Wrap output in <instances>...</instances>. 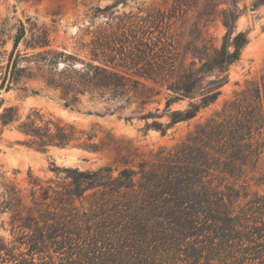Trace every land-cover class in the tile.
I'll use <instances>...</instances> for the list:
<instances>
[{"label":"trees","instance_id":"obj_1","mask_svg":"<svg viewBox=\"0 0 264 264\" xmlns=\"http://www.w3.org/2000/svg\"><path fill=\"white\" fill-rule=\"evenodd\" d=\"M237 1L231 0L233 5ZM216 5V0H172L169 11L151 10L143 16L115 15L110 12L114 6L96 9L91 25L100 16L106 20L95 26L89 43L82 45L88 52L87 61L50 51L30 56L17 51L10 83L34 77L19 67L20 60L31 58L35 63L50 64L63 57L67 61L65 67L56 69V76L45 79V83L60 90L66 107L73 106L85 94L109 100H128L132 94L146 104L159 94L152 86H164L168 92L165 110L174 102L197 99L185 110L171 112L167 124H146L147 130L164 135L169 127L194 118L217 99L227 82L229 67L239 61L248 44L247 32L232 36L238 15L230 9L217 13ZM255 5L264 6V0H255ZM192 11H197L189 34L193 40L182 47L180 56V41L170 32V22L179 14L184 17ZM216 14L226 28L221 47H208V41L198 46L199 23L212 20ZM23 36L21 27L13 41L7 73ZM24 46L32 50L48 47L46 31L32 34ZM187 55L191 61L184 66ZM76 61L82 67H74ZM252 102L256 104L253 106ZM160 116L155 112L143 118ZM30 117L20 121L17 110L7 107L0 113V125L3 128L18 123L16 129L41 151L50 146L81 143L83 136V145L97 149L88 144L91 135L73 126L51 120L39 126L36 120L42 121V117L38 113L33 119ZM263 118L264 75L260 85L245 93L234 114L198 128L174 149L160 151L155 159L139 163L138 171L124 169L115 178L109 168L71 171L70 197L81 198L89 189H102L92 218L82 225H60L56 214L38 212L36 217L31 209H15L11 224L19 231L18 245H25L26 251L16 253V245L8 249L0 241V253L5 255L0 259L12 264H35L33 256L38 255L42 264H56L50 256L52 250L63 256L57 264H264V222L253 216H264V197L256 195L241 206L240 192L234 185L221 189V180L240 178L245 167H256L261 152L257 140L253 141ZM30 184L37 186L36 181L31 180ZM40 190L41 199L46 201L48 189ZM12 200L20 206L21 199Z\"/></svg>","mask_w":264,"mask_h":264},{"label":"rangeland","instance_id":"obj_2","mask_svg":"<svg viewBox=\"0 0 264 264\" xmlns=\"http://www.w3.org/2000/svg\"><path fill=\"white\" fill-rule=\"evenodd\" d=\"M216 2L217 13L223 9H230L238 15L232 36L239 32H247L248 44L242 50L239 61L229 67L227 82L220 88L217 99L208 107L201 109L194 118L169 127L164 135L154 129L147 130L146 124L152 121L167 124L171 112L185 110L197 99L174 102L165 110L168 92L164 86L149 85L159 94L146 104H141L132 94H129L128 100L125 98L109 100L108 97L98 99L85 94L79 96L78 102L73 106L66 107L60 90L45 83V79L56 76V69L59 71L65 67L67 61L63 57L59 58L57 63L50 64L35 63L31 58L19 61V67L25 68V72L34 77L30 79L22 77L12 81L7 92L4 88L0 89V113L4 108L14 107L20 121L26 120L29 115L30 119H33L34 113H38L42 117V121L36 120L39 126L47 120L73 126L77 131L91 135L92 139L88 144H94L97 149L83 145L82 142L86 139V136H83L81 143L66 147L50 146L41 151L31 146L28 143L30 138L16 129L18 123L3 128L0 125L2 244L8 249L16 245L18 248L16 253L26 251L25 245H18L19 231L14 230L11 224V216L15 209L24 212L31 209L36 217L38 212L56 214V223L60 225L67 222L71 225L73 223L82 225L83 221L92 218L94 204L100 198L102 189H89L81 198L70 197L68 191L72 188L71 171L95 172L109 168L114 178L124 169L138 171L139 163L155 159L160 151L174 149L198 128L227 119L241 105L245 93L253 86L261 84L264 75V6H256L255 0H239L234 5L231 0ZM171 5L172 0H0V84L6 76L13 41L21 27L23 31L28 30L23 45L17 48L21 54L26 53L30 56L50 51L87 61L88 52L82 45L89 43L95 26L106 20L100 16L95 20L94 26L91 25V17L96 9L114 6L110 12L115 15L143 16L151 10L167 12ZM196 13L197 11L188 12L184 17L180 16L183 14H179L170 22V32L180 41V56L182 47L193 40L189 34ZM198 26L201 38L196 42L197 45L201 46L208 41L206 44L208 47L219 49L226 35V28L220 16L216 14L215 18L208 22L201 21ZM43 30L48 35L49 46L44 49H25L24 44L30 36ZM48 58L51 59L52 54ZM190 61L191 58L187 55L184 66H188ZM74 67L80 68L82 64L76 61ZM32 91L35 93L32 94ZM251 104L254 106L256 103ZM155 112L161 116L143 118L144 115ZM260 125L262 127L253 141L257 140L261 152L256 167L254 169L245 167L240 178H225L221 180L222 183L220 182L222 190L226 185L235 186L240 192L241 206H245V203L256 195L264 197V118L260 120ZM31 180L36 181L37 186L30 184ZM134 180L137 182L139 176ZM40 188L48 189L46 201L41 199ZM15 197L21 199L19 207L12 200ZM33 199L36 201L35 204ZM251 214L248 213V216ZM253 216L264 222V216L259 218L260 215L257 213ZM49 252L55 263H59L63 256L52 250ZM0 256L5 255L1 252ZM33 257L35 264H42L38 255ZM0 264L12 263L0 259Z\"/></svg>","mask_w":264,"mask_h":264},{"label":"water","instance_id":"obj_3","mask_svg":"<svg viewBox=\"0 0 264 264\" xmlns=\"http://www.w3.org/2000/svg\"><path fill=\"white\" fill-rule=\"evenodd\" d=\"M23 23H24V22H23ZM27 35H28V30H24V36H23V38L19 41V43H18V45H17V48L23 45L24 39L26 38ZM17 48H16V51H15L13 57H12V60H11V63H10V67H9V71H8V73H7V77H6V79H5V83H4V87H3L5 92H6V87H7V86L9 85V83H10V71H11V68H12L13 61H14V59H15V57H16Z\"/></svg>","mask_w":264,"mask_h":264}]
</instances>
